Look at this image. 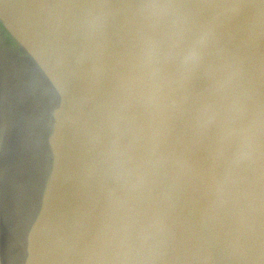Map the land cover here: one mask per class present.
Returning <instances> with one entry per match:
<instances>
[{"label": "water", "instance_id": "95a60500", "mask_svg": "<svg viewBox=\"0 0 264 264\" xmlns=\"http://www.w3.org/2000/svg\"><path fill=\"white\" fill-rule=\"evenodd\" d=\"M0 264H264V0H0Z\"/></svg>", "mask_w": 264, "mask_h": 264}]
</instances>
